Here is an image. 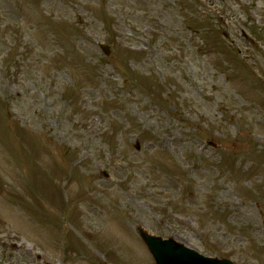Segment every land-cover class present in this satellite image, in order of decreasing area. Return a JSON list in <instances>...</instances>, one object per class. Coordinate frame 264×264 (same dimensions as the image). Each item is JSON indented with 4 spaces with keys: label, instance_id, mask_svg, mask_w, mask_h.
<instances>
[{
    "label": "rangeland",
    "instance_id": "rangeland-1",
    "mask_svg": "<svg viewBox=\"0 0 264 264\" xmlns=\"http://www.w3.org/2000/svg\"><path fill=\"white\" fill-rule=\"evenodd\" d=\"M138 227L264 264V0H0V264H155Z\"/></svg>",
    "mask_w": 264,
    "mask_h": 264
},
{
    "label": "water",
    "instance_id": "water-1",
    "mask_svg": "<svg viewBox=\"0 0 264 264\" xmlns=\"http://www.w3.org/2000/svg\"><path fill=\"white\" fill-rule=\"evenodd\" d=\"M109 54L108 48H105ZM139 235L146 243L156 264H232L228 260L205 257L198 252L185 247L174 239H163L139 229Z\"/></svg>",
    "mask_w": 264,
    "mask_h": 264
}]
</instances>
